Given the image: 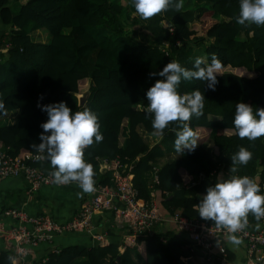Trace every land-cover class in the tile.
I'll return each instance as SVG.
<instances>
[{
  "label": "trees",
  "instance_id": "obj_1",
  "mask_svg": "<svg viewBox=\"0 0 264 264\" xmlns=\"http://www.w3.org/2000/svg\"><path fill=\"white\" fill-rule=\"evenodd\" d=\"M182 3L179 11L170 7L144 20L132 14L131 0H0V27L5 29L0 36V101L5 105L0 111V146L14 158L37 154L31 146L40 143V124L47 120L38 104L64 102L73 112L87 107L97 114L103 135L101 142L84 149L95 185H110V174L98 168L118 159L131 168L129 181L141 201L151 203V192L158 191L170 216L214 226L201 219L194 206L207 187L233 175L231 157L240 147L253 156L234 175L264 181V137L242 140L232 123L236 103L254 111L264 107V26L236 23L239 0ZM197 21L209 24L200 35L194 29ZM165 22L171 25L162 27ZM212 54L222 62L221 70H242L252 77L217 74L214 91L204 81L181 82L180 95L198 89L205 101L202 115L188 122L197 147L177 153L172 129L179 131V122H170L161 136L145 113V93L162 79L150 74L170 61L195 70L200 58L206 67ZM81 87H87L83 94L90 93L83 107ZM32 166L46 175L54 171L44 160ZM184 176L190 177L188 183ZM247 219L258 221L251 213ZM189 246L190 238L187 243L156 229L136 237L135 246L122 253L120 245L113 244L58 247L43 264H184L197 253ZM9 257L11 251H0V264H10Z\"/></svg>",
  "mask_w": 264,
  "mask_h": 264
},
{
  "label": "clouds",
  "instance_id": "obj_2",
  "mask_svg": "<svg viewBox=\"0 0 264 264\" xmlns=\"http://www.w3.org/2000/svg\"><path fill=\"white\" fill-rule=\"evenodd\" d=\"M131 5L135 15L147 20L170 7L179 11L183 3L182 0H131ZM236 23L264 26V0H239ZM203 63L197 58L193 65L195 70H190L178 61H170L161 71L150 74L162 79L145 93V113L151 117L152 128L161 136L170 122H179L177 128L180 130L172 129L176 134L174 149L177 153H184L185 150L191 153L197 147L195 133L188 122L202 115L205 101L198 89L180 95L179 85L182 81L195 79L206 82L207 88L214 91L218 83L217 73L222 69L220 59L212 54L211 63L201 67ZM37 107L46 113L47 120L40 124V143L31 147L42 154L37 156L38 160L47 161L54 169L52 182L58 186L76 182L81 189L78 197L94 192L93 165L85 161L84 149L103 140L97 114L87 107L73 112L64 102L38 104ZM4 108V103L0 101V111ZM232 123L233 131L242 140L246 138L253 142L264 137V109L255 108L254 111L252 106L238 102ZM252 156L251 151L240 147L231 157L229 173L233 175L207 187L199 204L194 206L199 210V217L212 221L217 229L226 233L227 241L234 246L242 243L236 233L243 232L248 226L250 213L257 220L264 217V193L260 185L248 176L234 175L238 166H247ZM9 261L16 264L13 257H9Z\"/></svg>",
  "mask_w": 264,
  "mask_h": 264
},
{
  "label": "built area",
  "instance_id": "obj_3",
  "mask_svg": "<svg viewBox=\"0 0 264 264\" xmlns=\"http://www.w3.org/2000/svg\"><path fill=\"white\" fill-rule=\"evenodd\" d=\"M38 155L42 154L14 158L0 146V182L22 177L28 184L29 194L38 193L46 187L58 186L52 182V175H46L32 166L38 160ZM130 170L129 166L118 159L114 160L112 165L105 162L99 166V172L110 174V185L94 184L95 191L86 193L88 196L86 204L81 207L75 218L64 225L55 223L45 215L33 217L22 210L5 209L4 219L0 221V238L6 243L8 251L13 253L16 264H43L46 257L31 262H25L24 257L41 244H51L60 236L84 233L95 239L97 220L105 212H113L130 237L135 239L140 235H151L160 225L161 218L152 203L143 202L138 198L137 191L129 181ZM257 183L264 193V181L260 179ZM173 218L177 227L188 233L191 252L203 254V257H207L208 264H229L221 246L222 240L226 237L225 232L199 221H188L178 216ZM5 219L9 222L4 221ZM236 235L245 244L246 264L262 263L264 217L255 223L248 222L245 230ZM216 256L217 258H213Z\"/></svg>",
  "mask_w": 264,
  "mask_h": 264
},
{
  "label": "crops",
  "instance_id": "obj_4",
  "mask_svg": "<svg viewBox=\"0 0 264 264\" xmlns=\"http://www.w3.org/2000/svg\"><path fill=\"white\" fill-rule=\"evenodd\" d=\"M4 32L5 29L0 27V36H2ZM226 133L229 134L231 131H226ZM206 145L212 148L210 144ZM150 177H152L153 183L155 181V173L151 172ZM253 179L256 182L260 181L259 176H256ZM183 181L188 183L190 177L184 176ZM79 192H81V189L76 183L72 182L68 185L46 187L37 194H29L28 184L22 177L3 180L0 182V221L4 219L3 211L5 209H16L22 210L33 217L45 215L55 223L64 225L67 221L75 218L81 207L86 204L88 196L84 193L78 197L77 193ZM150 197L151 203L157 209L161 218V223L157 227V231L164 234H172L176 240L189 243L187 232L178 228L174 222V218L162 207L161 193L158 191H152ZM4 221L7 223L9 222L6 219ZM97 226L98 228L94 233V236L96 237L95 239L86 236L84 233L60 236L55 238L51 244H41L36 249L31 250V252L24 257V261L31 262L40 260L58 247H68L73 245L84 246L87 248L109 244L120 245L119 248L121 253L125 248L134 247L135 239L130 237L129 233L124 229L122 223L115 217L113 212H105L101 215L97 220ZM221 246L227 255L229 264H246V248L243 242L239 246H234L230 244L225 237L222 240ZM0 251H8L6 243L1 238ZM195 255L185 261L184 264H205L203 254L197 252ZM262 255L263 262L260 264H264V253H262ZM217 256L213 258H217ZM229 257H231V259H229Z\"/></svg>",
  "mask_w": 264,
  "mask_h": 264
},
{
  "label": "rangeland",
  "instance_id": "obj_5",
  "mask_svg": "<svg viewBox=\"0 0 264 264\" xmlns=\"http://www.w3.org/2000/svg\"><path fill=\"white\" fill-rule=\"evenodd\" d=\"M132 14L133 15H135L134 14V12H133V9H132ZM197 24L199 25V26H197ZM197 24L196 25H194V29H195V31L200 35V34H202L203 32H204V30L206 29V27H208L209 26V24L208 25H205V24H202V22H200V21H197ZM168 25L166 24V22L165 23H162V27H164V28H166ZM141 34H143V35H147V32L145 31V30H142L141 31ZM226 72H232V73H237V74H243V75H246L248 78L249 77H252V75L251 76H249V74L248 73H246V72H244V71H235V70H231V69H229V68H227V69H224V70H221V71H219L217 74H222V73H226ZM86 88L87 87H85V88H82L81 87V92H80V94H79V98L80 97H82V95H83V93H84V91L86 90ZM208 148H209V146H207ZM37 194V193H36ZM36 194H34V195H36Z\"/></svg>",
  "mask_w": 264,
  "mask_h": 264
},
{
  "label": "water",
  "instance_id": "obj_6",
  "mask_svg": "<svg viewBox=\"0 0 264 264\" xmlns=\"http://www.w3.org/2000/svg\"><path fill=\"white\" fill-rule=\"evenodd\" d=\"M166 24H167L168 26L171 25V24L168 23V22H167ZM89 96H90V93H89V92H86L85 94L82 95V97L79 98V106H80V107L85 106V104H86L87 101H88ZM258 109H264V107L259 106ZM118 261H119V259H118Z\"/></svg>",
  "mask_w": 264,
  "mask_h": 264
}]
</instances>
